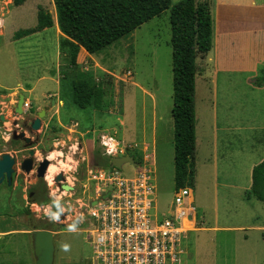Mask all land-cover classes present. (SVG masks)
Segmentation results:
<instances>
[{
    "label": "rangeland",
    "instance_id": "obj_1",
    "mask_svg": "<svg viewBox=\"0 0 264 264\" xmlns=\"http://www.w3.org/2000/svg\"><path fill=\"white\" fill-rule=\"evenodd\" d=\"M179 1L171 0V3L174 5ZM39 8L49 13L55 21L52 0H24L18 7L13 0L0 1L4 20L0 30V34H3L0 36V87L9 91H0V117L4 118L0 122V155L11 154L17 160L11 186L6 182L0 185V264H34L30 232L42 226L54 232V264H92L91 249L82 232L84 228L75 226V231H70V226L74 224L69 218H63L61 222L57 220L56 224L52 221L55 208L63 207L68 215L72 207L66 204L68 199L58 201L59 194L53 193L49 209L32 206L28 202L27 192L36 183L34 173L24 175L19 171V164L28 158L31 150L35 151L36 165L56 153V160L48 159L50 165L61 163L53 175L47 171L43 179L47 189L52 186L47 176L56 178L58 175H62L65 185L71 182L77 187L89 168L109 166L108 160L100 155L99 141L102 135L127 143L139 142L135 134L141 132L143 120L146 133L151 132L154 97L157 103L154 166L156 209L160 213L168 211L175 190L170 110L173 104L170 13L169 10L163 12L105 51L106 59L101 64L108 69V73L94 80L95 85L100 84L104 88L103 106L99 110H80L72 103L70 86L75 77L86 75L78 69L69 68L65 53H61L59 58L55 29L17 41L12 39L16 32L36 26ZM128 72H131L132 78L125 81L124 76ZM204 75L197 74L195 77L194 106L201 133L210 138L213 134L211 120L214 100L213 93L205 89V86L210 88V83L209 80H205L208 85L205 83ZM48 77L61 80L59 92ZM30 89H33L32 93L27 91ZM143 90L153 97L143 95ZM126 91L130 92V98H123ZM46 92L49 93L43 100ZM19 95L30 103L29 111L23 116L15 114ZM135 96L137 106H132ZM143 100L146 109L142 107ZM56 101H63L60 117L65 121V128L69 127L71 119L80 123L77 133L61 128L56 118H50L51 107ZM39 105H46L44 110L47 112L41 128L32 132L29 125ZM121 122L125 125L122 126ZM23 124L26 128H22ZM21 133L31 140L30 145L16 137ZM209 149L206 144L200 149L206 154V159L210 158L207 154ZM203 164L204 167L199 165L196 183L189 189L192 190L197 212L200 216L204 214L205 222L203 230L189 234L185 242L187 256L184 264H264V237L260 230L254 228L264 227V204L245 202L239 189L220 187L215 195L211 171L207 169V164ZM122 171L128 173L132 170L124 166ZM242 180L247 183L248 177ZM197 227H201V224Z\"/></svg>",
    "mask_w": 264,
    "mask_h": 264
},
{
    "label": "crops",
    "instance_id": "obj_2",
    "mask_svg": "<svg viewBox=\"0 0 264 264\" xmlns=\"http://www.w3.org/2000/svg\"><path fill=\"white\" fill-rule=\"evenodd\" d=\"M211 4L212 47L205 58L197 60V74H200V76L201 74L206 75L203 78L204 81L209 80L210 88L205 86V89L213 93L214 107H212L213 114L211 120L213 134L210 138L204 137L199 128L200 120H198V123L196 122L195 113L194 182L196 183L198 179L199 165L201 164L204 167L203 163H205L208 165L207 169L211 171L215 195H217V188L220 187L239 189L245 202H259L251 195V174L253 168L264 160V84L260 87L255 86L259 70L261 68L264 69V0H211ZM51 28L55 29L57 54L60 58L62 52L59 49V41L62 35L57 27L56 18ZM49 29L41 32L46 33ZM2 35L1 33L0 36ZM108 49H103L92 55L80 49L76 58L77 68L74 70L78 69L80 73L86 75V78L94 84V80L97 79L96 77H101L103 74L108 73V69L101 64L105 62L106 56L104 53ZM64 57L67 56L64 54ZM131 78H124V80H130ZM48 79L58 87L57 92H59L61 80H54L51 77H48ZM205 83L208 85V82L205 81ZM0 91L9 92L4 87H0ZM27 91L32 93L33 89ZM47 93L49 92H46L42 96L43 100ZM129 93L128 91L124 92L123 98H130ZM133 93L136 95L135 90ZM142 93L145 96L149 95L144 90ZM134 99L132 106L135 104L137 106V96ZM24 100L29 102L25 97ZM104 101L105 95L103 96L101 106H103ZM145 103L143 100L142 107L144 109H146ZM62 107L63 101H56L51 107L52 114L50 113L51 117H49L52 118L53 116V118H56L61 128L77 133L78 128L80 129V123H76L74 119H71L68 124L69 129L65 128V121L60 117ZM45 108L46 105H39L36 107V111L33 110L34 114L36 115L37 112ZM156 109L157 103L153 97V124L151 132L149 134L146 133V125L143 120L144 126L141 132L135 134L137 132L135 131L133 133L139 142H132L138 144L142 148L141 150L147 149L153 155L154 166ZM121 125L124 126V122H121ZM204 144L210 147L207 153L210 156L208 159L205 157L206 154L202 150L200 151ZM240 174H243V176ZM245 176L248 177L247 183L242 180ZM203 219L205 220L204 214L200 216L197 212L195 227H192L191 224V228L185 234L183 242L185 251V242L189 234L203 230ZM199 223L201 227H197ZM254 228L260 230L264 237V227Z\"/></svg>",
    "mask_w": 264,
    "mask_h": 264
},
{
    "label": "trees",
    "instance_id": "obj_3",
    "mask_svg": "<svg viewBox=\"0 0 264 264\" xmlns=\"http://www.w3.org/2000/svg\"><path fill=\"white\" fill-rule=\"evenodd\" d=\"M23 0H13L21 6ZM57 27L62 35L59 49L65 53L71 69L77 68L80 49L92 55L112 47L136 29L170 12L172 47V109L174 189L194 186L195 166V77L197 60L205 58L212 47L211 0H52ZM36 26L16 32L13 41L20 40L53 26L52 16L38 9ZM264 84V69L259 70L255 86ZM71 100L80 110H99L104 88L86 77L71 82ZM251 195L264 203V160L251 174ZM30 204L42 207L52 203L43 180H37L27 192ZM57 210V208H55ZM38 230H49L36 227Z\"/></svg>",
    "mask_w": 264,
    "mask_h": 264
},
{
    "label": "built area",
    "instance_id": "obj_4",
    "mask_svg": "<svg viewBox=\"0 0 264 264\" xmlns=\"http://www.w3.org/2000/svg\"><path fill=\"white\" fill-rule=\"evenodd\" d=\"M3 24L1 10L0 30ZM128 78L130 72L125 75ZM29 105L24 101L25 114ZM99 146L100 155L108 160L107 168H89L77 187L71 182L66 184L70 191L62 190L64 183L48 186L51 200L53 193H58V201L67 198L66 204L72 206L68 215L63 207L60 214L56 210L52 221L56 224L57 220L69 218L74 226L84 228L92 264H184L185 234L191 224L195 227L197 216L192 190L189 187L175 190L168 211L160 213L156 209L153 155L136 143L105 135L100 138ZM123 157H131L137 167L124 165L132 171L123 173L124 166L120 170L111 166L112 159ZM40 208L49 209V205Z\"/></svg>",
    "mask_w": 264,
    "mask_h": 264
},
{
    "label": "water",
    "instance_id": "obj_5",
    "mask_svg": "<svg viewBox=\"0 0 264 264\" xmlns=\"http://www.w3.org/2000/svg\"><path fill=\"white\" fill-rule=\"evenodd\" d=\"M24 101V96L19 95L18 102L15 108V114L18 116H23L25 114L22 109ZM45 114V110H41L40 112L36 113L35 118L31 121L29 125V129L32 132H36L41 128L42 119L45 117ZM0 121H3L2 117L0 118ZM16 137L22 140L26 145L31 144V140L25 137V133H21ZM34 155L35 151H29L28 158L24 159L19 164V171L26 176H29L31 173H34L33 179L43 180L46 177L48 168L50 166V161L45 158L36 165L34 163ZM127 164L133 167H137V164L133 161L131 157L114 158L111 160V166L118 170H120L124 165ZM16 167L17 160L15 156L7 153L0 155V185L6 182L8 186H11L12 177L16 172ZM54 182L56 184L64 183L62 175L56 176ZM61 188L64 191L71 190V188L65 184H63ZM57 212L59 214L61 213L60 208L57 209ZM30 240L34 264H54L56 242L54 233L49 230H38L34 228L30 232Z\"/></svg>",
    "mask_w": 264,
    "mask_h": 264
},
{
    "label": "flooded vegetation",
    "instance_id": "obj_6",
    "mask_svg": "<svg viewBox=\"0 0 264 264\" xmlns=\"http://www.w3.org/2000/svg\"><path fill=\"white\" fill-rule=\"evenodd\" d=\"M22 128H26V125L25 124H23V126H22ZM54 153H52V155H53ZM51 155V157H50V159L52 160V161H54V160H56L57 158H58V156L56 155V153L52 156ZM56 158V159H55ZM59 163H61V162H57V165H59ZM57 165L56 166H54V165H50V167H49V170H48V174H49V171H50V168L53 166L55 169H57V170H55V172H57L58 171V167H57ZM53 172V171H52ZM51 172V174H54V173H52ZM47 179H48V182L51 180V177L50 176H48L47 177ZM36 182H37V180H36ZM54 233V232H53Z\"/></svg>",
    "mask_w": 264,
    "mask_h": 264
},
{
    "label": "bare ground",
    "instance_id": "obj_7",
    "mask_svg": "<svg viewBox=\"0 0 264 264\" xmlns=\"http://www.w3.org/2000/svg\"><path fill=\"white\" fill-rule=\"evenodd\" d=\"M54 155V154H53ZM56 159V158H55ZM49 160H51L50 158H49ZM52 161V160H51ZM55 166V165H54ZM50 167V166H49ZM55 170H57V169H55L53 166L50 168V171H49V174H51V172L52 173H54L55 172ZM53 175V174H52ZM48 177V176H47ZM49 183H50V185H52L53 186V184H54V180L51 178V180L49 181Z\"/></svg>",
    "mask_w": 264,
    "mask_h": 264
},
{
    "label": "clouds",
    "instance_id": "obj_8",
    "mask_svg": "<svg viewBox=\"0 0 264 264\" xmlns=\"http://www.w3.org/2000/svg\"><path fill=\"white\" fill-rule=\"evenodd\" d=\"M53 218H55V217H53ZM69 230L70 231H75V226L74 225L70 226ZM65 250H67V246H65Z\"/></svg>",
    "mask_w": 264,
    "mask_h": 264
}]
</instances>
